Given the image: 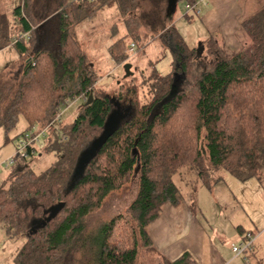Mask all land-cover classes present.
Instances as JSON below:
<instances>
[{"label":"trees","instance_id":"16d2710c","mask_svg":"<svg viewBox=\"0 0 264 264\" xmlns=\"http://www.w3.org/2000/svg\"><path fill=\"white\" fill-rule=\"evenodd\" d=\"M200 1L178 0L194 7L185 19L191 20ZM113 5L127 32L108 52L122 64L129 59L130 46L140 43L139 0H58L55 39L36 29L48 17L40 14L38 1L23 0L13 10L12 21L0 8V51L14 47L24 66L15 82L0 75V128L7 140L21 119L26 125L23 136L35 126L50 131L51 141L43 151L56 157L45 173L25 169L0 190V224L11 240L24 239L16 264H136L140 247L153 246L147 227L163 205L183 202L175 183L183 168L194 169L210 192L226 174L240 182L264 174V7L243 21L250 43L232 55L213 35L197 49L175 25L163 29L155 40L171 53L172 73L153 74L141 85L120 83L111 95L98 87L96 69L75 32ZM205 56L210 61L201 71L198 63ZM179 72L185 78L170 96L173 76ZM78 97L85 100L84 107L71 123H60L62 106ZM115 112L125 119L70 188L81 155L103 137ZM56 123L58 132L53 129ZM34 154L29 148L27 155ZM135 175L138 191L132 204L89 229V216ZM60 203L65 206L58 216L41 226L46 211ZM165 264L198 263L185 253Z\"/></svg>","mask_w":264,"mask_h":264},{"label":"rangeland","instance_id":"374dc122","mask_svg":"<svg viewBox=\"0 0 264 264\" xmlns=\"http://www.w3.org/2000/svg\"><path fill=\"white\" fill-rule=\"evenodd\" d=\"M22 1L0 0V8L7 14L10 21H12L13 10L18 4L21 5ZM37 1L40 14L44 13L48 17L36 29L43 31L47 38L55 36L53 38L55 39L59 35L58 19L55 17L58 0H34V3ZM168 1L139 0L137 13L142 23L140 43L133 52H129V59L122 64L114 62L108 52V47L127 32L117 6L113 5L99 11L95 17L78 26L75 36L96 69L100 89L107 90L113 95L118 92L120 83L127 86L141 85L153 74L169 76L173 70L171 53L155 38L163 29L174 24L191 48H200L202 31L196 25L198 19L193 17L191 22L184 20L183 15L186 9L182 3L177 4L174 13L169 15ZM24 15L34 28L35 22L29 18L26 10ZM126 43L127 46L131 45V40H127ZM204 52H201L202 55ZM228 54L233 53L228 51ZM209 61V56H205L198 63L199 69L204 70ZM126 65L131 67L129 75H126ZM23 67V60L20 59V54L14 47L0 51V75H3L5 80L15 82ZM144 90L147 91L146 88ZM85 103L81 97L67 101L60 110V123H71ZM53 129L55 132L59 131L58 123L53 126ZM25 130V122L21 119L7 140L4 129L0 128V190L10 185L11 176L29 168L38 175L43 174L56 159L53 153L46 154L43 151L46 144L51 141L52 133L46 130L43 135V131L38 126L25 133L30 137H39L33 145L34 156H28L26 160L20 156L17 157L25 143L23 136ZM203 153L206 157L205 148ZM11 160L14 163L9 165ZM175 183L183 195V201L188 203L193 213L201 219L217 244L225 241H228L229 247L233 243L240 244L241 235L237 227L242 226L246 233L252 232L255 239L253 250L240 257H235L233 254L230 263L264 264V174L260 179H251L246 182H240L226 174L225 181L210 192L201 185L194 169L183 168L175 176ZM137 191L138 176L135 175L130 184L112 193L103 206L89 216L88 228H96L123 213L136 198ZM23 244V238L11 240L0 224V264H16V256ZM155 253L151 248L140 247L136 264H157V261H163L159 252Z\"/></svg>","mask_w":264,"mask_h":264},{"label":"crops","instance_id":"0c3cea01","mask_svg":"<svg viewBox=\"0 0 264 264\" xmlns=\"http://www.w3.org/2000/svg\"><path fill=\"white\" fill-rule=\"evenodd\" d=\"M263 7L264 0H201L192 18L198 19L196 25L202 31L203 43L213 35L226 51L235 53L250 43L242 30L243 21ZM184 16V20L192 21ZM237 230L241 235L240 242L246 235L252 236V232L246 233L242 226ZM147 233L153 243L151 250L159 252L164 261H157V264L175 261L185 253H189L198 264H234L230 262L235 244L230 247L228 241L217 244L184 201L178 206L163 205L160 216L147 227Z\"/></svg>","mask_w":264,"mask_h":264},{"label":"water","instance_id":"95a60500","mask_svg":"<svg viewBox=\"0 0 264 264\" xmlns=\"http://www.w3.org/2000/svg\"><path fill=\"white\" fill-rule=\"evenodd\" d=\"M168 3H169V5H168L169 8H168L167 13H169V15H171L174 13L175 9L177 8L178 0H169ZM201 50L203 51V48ZM130 68H131L130 65H126V72H127L126 75L130 74L129 73ZM184 78H185L184 73H181V75H179V73L174 74L170 96H173L178 92ZM179 79H181V80H179ZM92 100H93V97L91 96L89 101L87 102V105H89L92 102ZM124 119H125V117H121V114H119L117 112L111 114V116L109 117V119L106 123L105 132H104L103 137L98 142H96L94 144V146H92L91 148L86 150L81 155L79 162H78V165H77V168H76L75 173L73 175V183H72L70 188H73L74 184L83 175L88 163L95 156L99 146L102 145L104 143V141L118 128L120 122ZM64 206H65L64 203H60V204L53 206L50 209H48L46 211L47 217L41 223V226H45L47 223H49L53 219H55L58 216L59 212L64 208Z\"/></svg>","mask_w":264,"mask_h":264},{"label":"built area","instance_id":"2783aa9c","mask_svg":"<svg viewBox=\"0 0 264 264\" xmlns=\"http://www.w3.org/2000/svg\"><path fill=\"white\" fill-rule=\"evenodd\" d=\"M72 1H76L79 2L80 0H72ZM194 10V7L191 6H186V11L187 12H192ZM135 45L132 44L130 46V51L133 52L135 50ZM43 135H44V131H43ZM25 138V143L22 145V148L20 149L19 152V156L22 158H26L27 155V151L29 148L32 149V152L35 153V149L33 147V145L39 140V137H30L28 134H26L24 136ZM14 163V161H9V165H12ZM255 239L253 237H249L246 240H243L240 244L238 245H234L232 250H233V254L235 255V257H240L242 255H245L249 252H251L253 250V245H254Z\"/></svg>","mask_w":264,"mask_h":264},{"label":"flooded vegetation","instance_id":"af4514ba","mask_svg":"<svg viewBox=\"0 0 264 264\" xmlns=\"http://www.w3.org/2000/svg\"><path fill=\"white\" fill-rule=\"evenodd\" d=\"M124 115H125L126 117H128V115H129L128 111H127V112L124 111Z\"/></svg>","mask_w":264,"mask_h":264}]
</instances>
